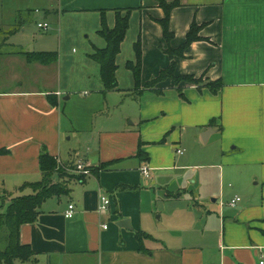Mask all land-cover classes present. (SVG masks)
Returning a JSON list of instances; mask_svg holds the SVG:
<instances>
[{
	"label": "crops",
	"instance_id": "1",
	"mask_svg": "<svg viewBox=\"0 0 264 264\" xmlns=\"http://www.w3.org/2000/svg\"><path fill=\"white\" fill-rule=\"evenodd\" d=\"M179 1L171 46L184 42L193 21L203 39L176 58V73L222 79L218 94L184 84L183 99L172 79L144 86L170 63L157 0H0V23L9 27L0 38L7 79L0 86V149L9 150L0 155V199L8 205L31 193L21 187L42 178L43 147L64 167L110 164L43 202L37 219L20 228L35 260L15 264H264V0ZM126 8L132 12L116 59L118 86L106 90L92 54L108 45L99 34L103 11L113 28L115 9ZM32 19L45 20L49 32L36 36ZM139 39L137 83L127 64L137 61ZM25 51L57 52L58 60L28 62ZM76 97L90 111H105L106 120L90 126L87 148L70 161L64 114ZM202 135L211 145L203 147ZM141 141L148 160L137 155ZM103 195L107 209L100 208ZM71 203L75 215L67 218Z\"/></svg>",
	"mask_w": 264,
	"mask_h": 264
},
{
	"label": "trees",
	"instance_id": "2",
	"mask_svg": "<svg viewBox=\"0 0 264 264\" xmlns=\"http://www.w3.org/2000/svg\"><path fill=\"white\" fill-rule=\"evenodd\" d=\"M159 5L164 9L165 16L157 19L163 29V35L167 42V47L164 52L170 57V63L159 74L150 80L146 81V88H155V86L167 79H172L175 86L180 91L181 97L186 99L183 86L184 84H194L202 90L208 88L212 93L218 94L223 88L222 79L209 80L204 79V76L196 77L194 75H178L176 73L177 57H184L185 50L195 41L202 40L201 28L202 25L193 21L186 34L184 42L177 48L171 46V41L174 38V33L170 28V18L173 8L180 6L179 0L167 1L157 0ZM116 24L110 28L106 22L105 12L102 15V26L99 34L107 41V47L104 49H96L92 57L101 64V76L106 90L116 89L118 86L116 70H117V55L121 51V44L125 39L129 29V20L132 8L115 9ZM137 53L136 63L128 62V67L133 70L137 83L140 79L142 67V48L140 39L135 44ZM28 62H40L42 64H49L58 60L57 52H41V51H25L22 52ZM139 88V85L137 86ZM138 93L142 90H138ZM137 93V94H138ZM53 96L49 95L52 104L57 105V101ZM213 122V121H212ZM165 141V138L163 139ZM142 141L139 144L137 155L148 160V156L141 149ZM8 149H0V155L7 154ZM42 178L38 181L27 183L21 187L23 190L29 187L31 193L23 194L12 198L6 209H0V233L3 232L0 238V264H15L16 260L20 261H34L35 253L32 248L23 244L20 240V228L23 224L34 222L39 214V209L43 202L53 196L60 197L67 194L69 191L68 182L72 179L84 180L86 175L77 172V164H70V170L64 167L56 156L49 154L46 147L42 148L39 158ZM110 164L103 163L100 166L93 168L89 167L92 172H100L108 169ZM57 174L59 179L54 181V176ZM145 234L139 233L138 237L143 240ZM3 244V246L1 245Z\"/></svg>",
	"mask_w": 264,
	"mask_h": 264
},
{
	"label": "rangeland",
	"instance_id": "3",
	"mask_svg": "<svg viewBox=\"0 0 264 264\" xmlns=\"http://www.w3.org/2000/svg\"><path fill=\"white\" fill-rule=\"evenodd\" d=\"M39 11H44V9L39 8ZM34 12L36 11L35 9L33 10ZM35 18V17H34ZM47 20V19H46ZM29 29L33 30L34 34H36V36H39L41 34H47L49 31L43 28L39 27V20L36 19H32L29 20ZM42 22H45V20H43ZM0 28L3 29V32L0 33V38L3 39V36L5 37V35L9 34L6 31H9V27L3 25V23H0ZM6 74L3 72V70L0 68V86L5 84V81H7V79H5ZM68 107L65 111L64 114V121L69 123V128H70V132L68 133V135L65 137V144L67 145V147L65 148L67 151V159L72 161V160H76L78 158V154L82 155V152L85 151V149L87 148V142L89 140V135H90V126H98L101 122L106 120V115H105V111L101 112V111H90L89 107L87 106L86 102L84 103V101H82L79 98H74L72 101H66ZM79 128L80 131L77 134H73L72 130L74 128ZM70 136H72L71 139H67V137L69 138ZM202 138V143H203V147H208L209 145H211L210 143H205V141L203 140V135L201 136ZM187 154V152H186ZM192 188L195 189V191L198 190V184L196 183L194 186H191ZM3 199H0V209H3V211L6 209V202H8L6 199L7 197H2ZM212 199H209V201L206 202L207 205H215L212 201ZM189 203H194L189 202ZM193 206V205H191ZM197 209V208H196ZM157 216V215H156ZM3 232L0 233V238L2 237ZM1 245L3 246V244L1 243Z\"/></svg>",
	"mask_w": 264,
	"mask_h": 264
},
{
	"label": "built area",
	"instance_id": "4",
	"mask_svg": "<svg viewBox=\"0 0 264 264\" xmlns=\"http://www.w3.org/2000/svg\"><path fill=\"white\" fill-rule=\"evenodd\" d=\"M39 27L47 30L49 28V24L47 22L39 23ZM178 152L182 153L181 150H178ZM77 172L81 173V174H85V175H88L91 173L90 169L82 161H79L77 163ZM142 172L145 176L149 177L150 167L148 165H145L142 169ZM239 200H240V198L236 197L235 199L231 200L230 204L232 206H235L236 202ZM101 202H102L101 207H100L101 209H107L109 207V204L111 203L109 197L106 195H103L101 197ZM74 209H75V205L73 203L69 204L68 210L65 213L67 218H73L74 217V215H75ZM104 227L107 228V224L104 225ZM261 263H263V262H261Z\"/></svg>",
	"mask_w": 264,
	"mask_h": 264
},
{
	"label": "water",
	"instance_id": "5",
	"mask_svg": "<svg viewBox=\"0 0 264 264\" xmlns=\"http://www.w3.org/2000/svg\"><path fill=\"white\" fill-rule=\"evenodd\" d=\"M203 139H204V137H203ZM205 140V139H204ZM123 221H125V222H123V223H126V222H128V220L126 219V220H123ZM124 225V224H123Z\"/></svg>",
	"mask_w": 264,
	"mask_h": 264
}]
</instances>
